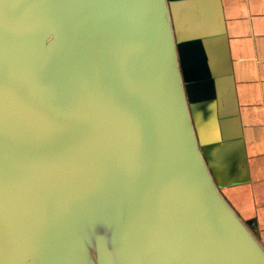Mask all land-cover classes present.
<instances>
[{
  "label": "water",
  "instance_id": "95a60500",
  "mask_svg": "<svg viewBox=\"0 0 264 264\" xmlns=\"http://www.w3.org/2000/svg\"><path fill=\"white\" fill-rule=\"evenodd\" d=\"M182 70L167 0H0V264H264Z\"/></svg>",
  "mask_w": 264,
  "mask_h": 264
},
{
  "label": "crops",
  "instance_id": "0c3cea01",
  "mask_svg": "<svg viewBox=\"0 0 264 264\" xmlns=\"http://www.w3.org/2000/svg\"><path fill=\"white\" fill-rule=\"evenodd\" d=\"M180 10H206L211 97L225 113L212 132L209 158L222 196L264 248V0H179ZM192 18V14H189Z\"/></svg>",
  "mask_w": 264,
  "mask_h": 264
},
{
  "label": "rangeland",
  "instance_id": "374dc122",
  "mask_svg": "<svg viewBox=\"0 0 264 264\" xmlns=\"http://www.w3.org/2000/svg\"><path fill=\"white\" fill-rule=\"evenodd\" d=\"M181 64L184 89L200 151L211 171L209 142L212 132L219 133L225 125V113L211 97V85L217 80L212 69L209 35L200 25L203 10H180L179 0H167ZM192 14L193 18L189 15Z\"/></svg>",
  "mask_w": 264,
  "mask_h": 264
}]
</instances>
